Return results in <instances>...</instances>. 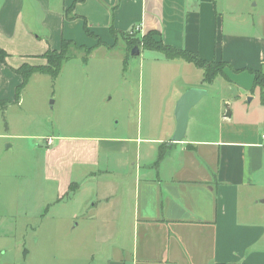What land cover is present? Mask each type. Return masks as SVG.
Segmentation results:
<instances>
[{
    "label": "crops",
    "instance_id": "crops-1",
    "mask_svg": "<svg viewBox=\"0 0 264 264\" xmlns=\"http://www.w3.org/2000/svg\"><path fill=\"white\" fill-rule=\"evenodd\" d=\"M225 3L0 0V48L8 54L0 64V112L16 109L0 134V264H40L41 253L33 249L38 240L30 233L47 221L61 224L65 201L74 231L85 233L75 241L86 242L82 253L93 264H264L262 99L257 121L217 131L205 120L204 97L190 112L185 139L168 145L156 165L160 147L175 133L178 100L190 88L209 95L214 85L203 83L204 72L194 64L162 53L161 68L182 71L173 94L162 101L153 95L147 103V114L166 115V125L152 118L145 134L139 126L119 135L48 137L54 144L45 143L43 171L36 165L42 149L32 148L26 135L22 93L16 100L23 78L15 69L46 64L42 56L59 51L64 40L84 54L114 51L120 42L127 49L121 33L135 28L142 35L156 32L154 39L166 46L226 63V77H217L244 94L254 87L249 70L264 73V12L258 14L260 0H248L247 11H240L243 3L235 9ZM130 58L126 50L125 62Z\"/></svg>",
    "mask_w": 264,
    "mask_h": 264
},
{
    "label": "rangeland",
    "instance_id": "rangeland-1",
    "mask_svg": "<svg viewBox=\"0 0 264 264\" xmlns=\"http://www.w3.org/2000/svg\"><path fill=\"white\" fill-rule=\"evenodd\" d=\"M225 1L226 6L232 9L239 8L241 3L240 11H247L249 8L248 0L245 3L244 0ZM254 4L252 2L250 5ZM263 9L264 0H260L258 14H262ZM126 50L129 54L130 51L123 42L116 44L114 51L100 50L89 56L72 50V57L63 63L57 78L38 74L23 90V107L27 112L25 127L29 128L26 135L29 136L32 148L42 149L36 160L41 171L46 150L44 139L48 137L66 134L87 136L100 132L119 135L136 132L139 126L145 134L147 125L152 122L158 127L166 125V115L147 114V103L153 95L162 101L167 93L173 94L182 71L161 68L158 61L165 60L164 55L151 50H143L139 56L131 55L130 61L125 62ZM209 92L203 99V104L207 105L205 120L213 124L217 131L222 130V127L226 131L236 124L247 125L258 120L262 99L260 88L253 87L241 94L238 88L229 89L219 76ZM222 99H230L232 106H225L227 103L223 105ZM222 108V116L233 112V116L227 118L229 123L223 122L221 114H218ZM12 110L16 109H10V114ZM9 112H0V134L6 132ZM192 127L193 123L190 128ZM61 208V224L57 222L54 225L47 221L40 228L34 225L33 229L38 232L30 233V236L38 240L33 249L41 253L40 264H93L91 259L87 260L86 252L82 253L87 248L86 242L76 243V239L84 237L85 233L81 229L74 231L70 218L71 205H67L65 201ZM22 224L20 231L24 233L25 227ZM33 241L34 239H30V246L34 244Z\"/></svg>",
    "mask_w": 264,
    "mask_h": 264
},
{
    "label": "trees",
    "instance_id": "trees-1",
    "mask_svg": "<svg viewBox=\"0 0 264 264\" xmlns=\"http://www.w3.org/2000/svg\"><path fill=\"white\" fill-rule=\"evenodd\" d=\"M88 35L93 36V34L86 29ZM113 36L117 39L118 33L115 32V29L111 30ZM157 35L156 32H149L142 37L139 36V33L131 34L130 32L121 33V37L128 46V49L131 51L134 47H139V49L144 50H155L163 53L167 59H182L187 61L188 63L194 64L198 69L204 72L203 83L206 85H210L214 82L215 78L218 75H222L224 77V69L227 66L224 62H208L206 60L201 59L194 53L188 52L186 50H180L177 48H173L170 46H166L161 42H157L154 37ZM95 37V36H93ZM81 47L77 46L75 43L71 41L64 40L62 42V47L59 51L49 50L42 57L46 60V64L44 65H30L24 64L18 69H15V72L22 76L23 82L17 89L16 100L20 99L21 93L29 83L31 77L34 74H42L48 75L53 79L57 78L60 74L61 67L65 61L72 57V50H80ZM86 56L91 54L90 50L83 51ZM8 58V54L2 48H0V64H6ZM252 75H254V87H258L262 91V101L264 102V73L261 71H253L249 70ZM174 145V144H172ZM168 149V144H164L160 147L158 152V158L156 161V165L162 161L164 158L166 151Z\"/></svg>",
    "mask_w": 264,
    "mask_h": 264
},
{
    "label": "water",
    "instance_id": "water-1",
    "mask_svg": "<svg viewBox=\"0 0 264 264\" xmlns=\"http://www.w3.org/2000/svg\"><path fill=\"white\" fill-rule=\"evenodd\" d=\"M141 53L139 47H134L131 51L132 56H139ZM208 95V91L203 88H190L178 100L175 107L176 130L168 145L182 142L186 137L191 110ZM231 117V112L226 114Z\"/></svg>",
    "mask_w": 264,
    "mask_h": 264
},
{
    "label": "built area",
    "instance_id": "built-area-1",
    "mask_svg": "<svg viewBox=\"0 0 264 264\" xmlns=\"http://www.w3.org/2000/svg\"><path fill=\"white\" fill-rule=\"evenodd\" d=\"M130 33L131 34H135V33H139L140 34V32H138L137 28L133 29ZM44 143H46L48 146H51V145L54 144V139L53 138L44 139Z\"/></svg>",
    "mask_w": 264,
    "mask_h": 264
}]
</instances>
